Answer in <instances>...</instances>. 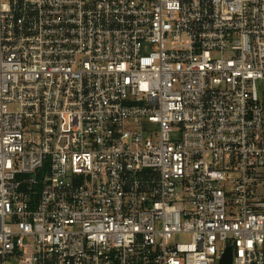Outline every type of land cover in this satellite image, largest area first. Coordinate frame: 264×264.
I'll return each mask as SVG.
<instances>
[{
	"label": "built area",
	"instance_id": "2783aa9c",
	"mask_svg": "<svg viewBox=\"0 0 264 264\" xmlns=\"http://www.w3.org/2000/svg\"><path fill=\"white\" fill-rule=\"evenodd\" d=\"M264 264V0H0V264Z\"/></svg>",
	"mask_w": 264,
	"mask_h": 264
},
{
	"label": "water",
	"instance_id": "95a60500",
	"mask_svg": "<svg viewBox=\"0 0 264 264\" xmlns=\"http://www.w3.org/2000/svg\"><path fill=\"white\" fill-rule=\"evenodd\" d=\"M232 257H233V251H232V248H229L227 250L226 255L222 259L221 263L222 264H231L232 263Z\"/></svg>",
	"mask_w": 264,
	"mask_h": 264
}]
</instances>
